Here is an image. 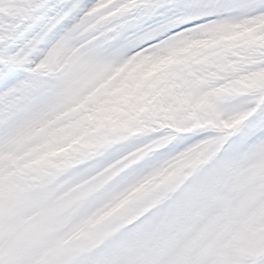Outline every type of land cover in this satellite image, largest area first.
<instances>
[{"label": "snow or ice", "instance_id": "6c2138e0", "mask_svg": "<svg viewBox=\"0 0 264 264\" xmlns=\"http://www.w3.org/2000/svg\"><path fill=\"white\" fill-rule=\"evenodd\" d=\"M0 264H264V0H0Z\"/></svg>", "mask_w": 264, "mask_h": 264}]
</instances>
